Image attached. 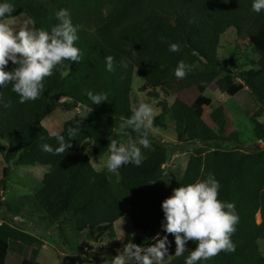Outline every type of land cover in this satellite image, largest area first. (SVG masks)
I'll list each match as a JSON object with an SVG mask.
<instances>
[{
  "label": "trees",
  "instance_id": "16d2710c",
  "mask_svg": "<svg viewBox=\"0 0 264 264\" xmlns=\"http://www.w3.org/2000/svg\"><path fill=\"white\" fill-rule=\"evenodd\" d=\"M15 11L11 17L26 12L35 28L48 29L58 21L56 12L70 11L78 28L80 60L64 61L50 77L45 91L35 101L19 102L12 85L0 88V153L6 166L0 178V206L17 215L31 210L49 225L67 224L74 235L84 241L101 243L109 239L110 248L122 251L134 242L145 246L153 239L164 220L162 201L181 183L206 178L210 173L220 182L219 199L233 202L239 216L231 239L235 251L220 252L212 264H264L259 240L264 239V147L256 151L226 147L227 142L241 143L237 131L228 133L229 115L218 104L205 118V108L179 97L170 102L182 80L205 93L209 85L230 95L248 88L264 110V11L251 10L252 0H11ZM234 31L246 40L258 60L236 79L230 61L220 57L223 37ZM180 45L179 52L169 51V43ZM115 58L114 71H106L105 57ZM192 66L183 79L175 77L179 61ZM127 63V67L121 65ZM199 65L203 67L200 68ZM15 65L9 62L6 70ZM67 71L66 76H61ZM142 80L140 90L157 100L160 112L152 126L166 128L170 117L175 123L179 142H154L140 166L123 165L116 172L98 171L86 152L93 147L97 156L107 155L110 140L120 142L116 132L120 123L131 116V107L140 101L133 95L136 75ZM107 93L108 101L93 105L87 92ZM67 97L71 102H62ZM7 103L10 106L5 107ZM82 107L83 114L66 120L60 132L67 139L68 128H78L70 148L61 155L44 152L41 145H55L48 139L43 120L57 108ZM130 131L135 133L132 129ZM149 131L150 142L155 139ZM137 134V133H135ZM43 138V139H42ZM2 141L8 144L4 145ZM195 144L186 169L174 177L172 188L165 180L171 155ZM189 145V144H188ZM45 165L41 189L7 202L4 198L10 165ZM261 215V222L257 214ZM125 216L133 221L139 234L127 232L118 239L116 224ZM65 233V232H64ZM82 234L84 236H82ZM165 234V233H164ZM163 234V235H164ZM162 235V236H163ZM170 241L162 264H184L196 247L188 241L182 256H176L175 237ZM72 250L80 247L70 243ZM44 241L10 223H0L1 264H9L15 254L22 264H43L39 258ZM169 259V260H168ZM199 261L198 264H202Z\"/></svg>",
  "mask_w": 264,
  "mask_h": 264
},
{
  "label": "clouds",
  "instance_id": "9594fccd",
  "mask_svg": "<svg viewBox=\"0 0 264 264\" xmlns=\"http://www.w3.org/2000/svg\"><path fill=\"white\" fill-rule=\"evenodd\" d=\"M227 2V0H225ZM251 10L257 14L264 11V0H252ZM15 11L11 0H0V88L12 85V91L19 96V102L35 101L45 91V78L53 75L64 61L80 60L78 28L74 26L71 13L66 8L56 12L57 23L48 29L35 28L33 23L25 19L20 23H10ZM169 51L179 52L180 45L169 43ZM115 58L105 57L106 71L113 72ZM11 62L15 67L6 70ZM123 67L127 63L121 61ZM192 66L181 60L174 75L183 79ZM66 76L67 71H62ZM87 96L94 105L108 101L107 93H93ZM0 103H4L0 96ZM5 107L10 106L5 103ZM131 116L124 119L119 127L132 129L138 139L126 143L110 140L109 155L104 166L109 172H116L123 165L143 162L142 148L150 147L149 129L153 124L154 108L152 104L141 101L131 107ZM44 127L43 124H41ZM48 139L55 141V147L49 143L41 145L44 152L54 155L64 154L71 146V139L77 137L78 128L67 129V139L60 131L45 128ZM43 139V138H42ZM220 182L213 174L194 182L173 188L172 194L162 201L164 220L161 227L164 235L154 237L155 243L141 246L134 242L126 244L123 250L111 259V264H162L167 256L170 241L168 234L175 237L176 256H182L188 241L196 243L186 257L184 264H198L201 260H209L220 252L235 251L231 239L236 231L239 216L233 202L222 201L219 197Z\"/></svg>",
  "mask_w": 264,
  "mask_h": 264
},
{
  "label": "rangeland",
  "instance_id": "374dc122",
  "mask_svg": "<svg viewBox=\"0 0 264 264\" xmlns=\"http://www.w3.org/2000/svg\"><path fill=\"white\" fill-rule=\"evenodd\" d=\"M30 20L26 12L16 17L8 18L10 23H20L23 20ZM31 21V20H30ZM32 22V21H31ZM222 49L220 57L230 61V68L234 69L237 80H240V74L244 73L251 66L252 61L258 60V57L252 53V48L248 46L246 40H240L236 37L234 31L227 33L222 40ZM202 68V65H199ZM142 80L138 73L134 79L133 95L141 102L146 101L152 104L154 108V116L160 112L157 100L149 98L146 93L140 90ZM162 97H166L173 102L176 97L181 98L185 102L191 104L198 101L205 108V118L210 120L209 114L218 105L223 104L229 115L228 133L237 131L240 134L241 143L227 142L226 147L241 148L245 151H256L263 148L264 144V110L261 108L255 97L248 88L240 91L236 95H230L222 92L215 82L211 83L205 93H200L196 86L182 80L178 90L175 93ZM62 102H71L67 97L61 99ZM82 107H74L67 109L64 107L57 108L47 118L43 120V125L50 130L60 131L66 120L72 118L76 114H83ZM154 138L150 142V147L142 148V155L145 157L153 148L154 142H166L171 144H181L178 140L175 123L172 118L167 119L166 128H155L151 126L149 129ZM119 133L120 142L126 143L129 138L138 139V134L133 133L128 128L116 129ZM4 145L8 144L2 141ZM189 144V145H188ZM187 148L180 149L170 156L166 165L167 172L165 180L170 188H172V180L174 177L180 178L184 173L190 154L195 144L188 143ZM86 152L90 155L92 164L98 171L106 170L104 162L107 155L97 156L93 153L92 142L88 146ZM6 166L3 155L0 153V178L3 177V169ZM49 170L45 165H10L9 176L6 179L4 188V198L7 202L24 194H33L43 185V176ZM258 222L261 221L260 213L257 214ZM10 223L16 227L24 229L31 234L41 238L44 241L43 247L40 249L38 260L43 264H111L118 252L110 248L109 239H105L101 243H91L84 241L81 237L74 235L73 231L67 224H64L62 230L60 225H49L38 217V213L31 210L22 214H13L0 206V223ZM118 239L124 241L127 232L133 236L139 234L134 227L133 221L129 216L121 218L116 224ZM65 232V233H64ZM161 236L164 231H158ZM82 236H84L82 234ZM68 239L71 244L78 245L80 249L74 251L70 244L65 241ZM152 244V243H150ZM149 244V245H150ZM262 252L264 253V239L259 240ZM5 258L0 259V264ZM169 260V259H168ZM25 261L20 255L15 254L9 264H22ZM164 262V260H163ZM213 259L203 260L202 264H212Z\"/></svg>",
  "mask_w": 264,
  "mask_h": 264
},
{
  "label": "water",
  "instance_id": "95a60500",
  "mask_svg": "<svg viewBox=\"0 0 264 264\" xmlns=\"http://www.w3.org/2000/svg\"><path fill=\"white\" fill-rule=\"evenodd\" d=\"M262 147H264V144L262 145ZM262 220V219H261ZM261 222V221H260Z\"/></svg>",
  "mask_w": 264,
  "mask_h": 264
},
{
  "label": "crops",
  "instance_id": "0c3cea01",
  "mask_svg": "<svg viewBox=\"0 0 264 264\" xmlns=\"http://www.w3.org/2000/svg\"><path fill=\"white\" fill-rule=\"evenodd\" d=\"M180 86V85H179Z\"/></svg>",
  "mask_w": 264,
  "mask_h": 264
}]
</instances>
